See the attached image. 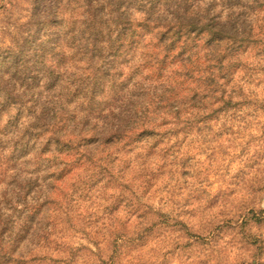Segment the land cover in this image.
<instances>
[{
    "label": "clouds",
    "instance_id": "obj_1",
    "mask_svg": "<svg viewBox=\"0 0 264 264\" xmlns=\"http://www.w3.org/2000/svg\"><path fill=\"white\" fill-rule=\"evenodd\" d=\"M0 264H264V0H0Z\"/></svg>",
    "mask_w": 264,
    "mask_h": 264
}]
</instances>
